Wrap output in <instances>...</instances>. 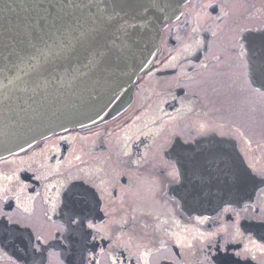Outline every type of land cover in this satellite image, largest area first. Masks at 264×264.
<instances>
[{"label": "flooded vegetation", "instance_id": "flooded-vegetation-1", "mask_svg": "<svg viewBox=\"0 0 264 264\" xmlns=\"http://www.w3.org/2000/svg\"><path fill=\"white\" fill-rule=\"evenodd\" d=\"M230 1L190 0L184 6L163 30L161 50L124 113L89 129L56 133L0 160V188L12 189L7 196L0 192V214L7 213L0 215V264H89L90 256L99 264L113 258L118 264H205L211 245L200 234L234 223V237L221 233L213 243L226 240L234 251L253 248L258 260L249 258L248 264H259L254 245L264 244V228L258 227L264 221V183L255 191L249 185L248 200L193 215L182 209L174 196L178 184L167 176L177 142L195 151L224 149L223 162L217 159L209 169L215 180L219 164L241 172V156L249 167L245 172L264 170V96L252 74L243 75L245 58L236 42L246 30L264 26V0H234L236 10ZM73 186L76 193H90L75 199L83 201L76 207L85 223L99 229L95 239L65 231L64 193ZM49 234L57 239L47 240L34 256L29 238Z\"/></svg>", "mask_w": 264, "mask_h": 264}, {"label": "water", "instance_id": "water-1", "mask_svg": "<svg viewBox=\"0 0 264 264\" xmlns=\"http://www.w3.org/2000/svg\"><path fill=\"white\" fill-rule=\"evenodd\" d=\"M188 1L0 0V159L125 111L160 49L162 29ZM139 14L149 22L134 19ZM246 167L241 156V172ZM224 181L232 182L212 179L199 202L179 198L193 212L214 213L246 193L225 194Z\"/></svg>", "mask_w": 264, "mask_h": 264}, {"label": "snow or ice", "instance_id": "snow-or-ice-1", "mask_svg": "<svg viewBox=\"0 0 264 264\" xmlns=\"http://www.w3.org/2000/svg\"><path fill=\"white\" fill-rule=\"evenodd\" d=\"M133 8H142L144 11L148 10L149 5L144 4H131ZM155 3L151 4L150 7H156ZM134 19L141 20L147 24L148 17L143 14H139L134 17ZM130 27H136V25H130ZM195 31V29L193 30ZM247 35L237 38V44L240 46V54L244 57V72L243 75L247 76L249 73L252 74L253 83H259L261 89L260 95L264 96V26H261L257 29L246 30ZM131 38V34H129ZM246 42V43H245ZM187 50V49H185ZM175 59V57L173 58ZM24 149L21 147V151ZM172 151L176 154V162L168 165L167 176L170 178V181L174 184L180 185L179 194L182 199L190 201L193 203L203 200L206 196L210 195V184L212 183L213 173L209 170L210 166L214 164L217 159H220L223 162V158L227 155L224 149L215 148L195 151L190 146L185 148L179 142L172 147ZM127 154V153H126ZM179 164V167H177ZM253 174L247 172H237L233 169L226 168L222 169L217 167L215 170L216 180L219 181L221 176L230 175L232 182L224 181L223 190L225 194L231 193L233 189H242L249 182H255L257 178L260 183H264V170L256 171L253 169ZM15 176V173L13 174ZM19 179V177H16ZM7 180L11 181L12 176L6 177ZM73 187H69L64 193L65 197V207L69 209V219L67 221L68 228L65 231L75 232L80 231L83 233L85 239L89 236H92L93 232L99 231L97 226L92 222L85 223V219L82 216V213L77 210V204L82 203L83 201H78L75 199L77 195L87 196L90 193L87 189H84L81 193H76L73 191ZM12 189L7 186L0 188V192L7 196V194ZM94 195V194H91ZM56 204H53V210H55ZM229 208H225L224 211H229ZM7 217V213H2ZM10 223H16L10 217H8ZM133 219H135L133 217ZM206 219V218H205ZM205 219H200L199 223H204ZM127 223V221H125ZM258 227L264 228V221L258 225ZM61 230L58 229L59 233ZM239 232V225L234 223L231 227H222L215 233H209L205 235L204 233L200 234L201 240L208 241V244L211 245L208 248V251L205 254V264H241V260L248 264L249 258L252 261H257L258 257L254 253V249L248 246H245L242 251L231 250L227 246V241L223 244L213 243L216 237L220 236L221 233L224 235L235 236ZM57 239L56 235L49 234L46 237L42 235L35 236L34 240L30 237L28 243L32 246L33 255L41 252V245L46 243L47 240ZM196 239V237H194ZM23 243V240H21ZM188 247H191V244H188ZM256 251L260 253L259 264H264V244L254 245ZM144 257L150 255L149 252L142 253ZM41 259L43 255L41 254ZM89 264H99L94 256L89 257ZM111 264H118V259L113 258Z\"/></svg>", "mask_w": 264, "mask_h": 264}, {"label": "rangeland", "instance_id": "rangeland-1", "mask_svg": "<svg viewBox=\"0 0 264 264\" xmlns=\"http://www.w3.org/2000/svg\"><path fill=\"white\" fill-rule=\"evenodd\" d=\"M233 2H234V0H232V1H230V8L232 9V10H236V9H233V7L234 6H232V4H233ZM243 3L244 2H242V5H243ZM245 10V9H244ZM244 10H241V12H243ZM224 116H225V118H229V117H234V113H224ZM261 121H260V119H259V115H257V127H259V125L261 126V123H260ZM261 129V128H260ZM259 130V129H258ZM70 158V157H69ZM64 161V160H63ZM84 175L86 176V178H93V175L92 174H89V173H87V172H85L84 173ZM91 180H93V179H91Z\"/></svg>", "mask_w": 264, "mask_h": 264}]
</instances>
